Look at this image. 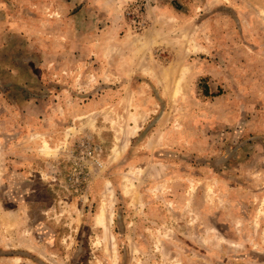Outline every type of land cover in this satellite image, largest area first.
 Returning <instances> with one entry per match:
<instances>
[{
	"label": "rangeland",
	"instance_id": "374dc122",
	"mask_svg": "<svg viewBox=\"0 0 264 264\" xmlns=\"http://www.w3.org/2000/svg\"><path fill=\"white\" fill-rule=\"evenodd\" d=\"M0 264H264V0H0Z\"/></svg>",
	"mask_w": 264,
	"mask_h": 264
},
{
	"label": "built area",
	"instance_id": "2783aa9c",
	"mask_svg": "<svg viewBox=\"0 0 264 264\" xmlns=\"http://www.w3.org/2000/svg\"><path fill=\"white\" fill-rule=\"evenodd\" d=\"M85 151L87 152V156L94 163V166H96L97 169H101L103 166V161L100 158V153L102 151L101 146L92 144L90 141H88ZM83 169L81 168V166H74V171H77L78 175L82 173Z\"/></svg>",
	"mask_w": 264,
	"mask_h": 264
},
{
	"label": "bare ground",
	"instance_id": "6f19581e",
	"mask_svg": "<svg viewBox=\"0 0 264 264\" xmlns=\"http://www.w3.org/2000/svg\"><path fill=\"white\" fill-rule=\"evenodd\" d=\"M104 205V203H103ZM106 205V204H105ZM105 205L100 209V213H99V216H98V223L103 225V227H106L108 225V221L106 219V207ZM109 219V218H108ZM107 230V229H106Z\"/></svg>",
	"mask_w": 264,
	"mask_h": 264
}]
</instances>
